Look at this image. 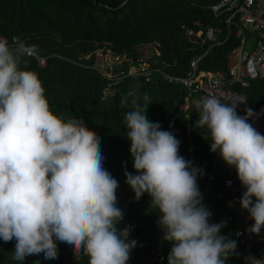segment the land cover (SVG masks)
I'll return each mask as SVG.
<instances>
[{
	"label": "clouds",
	"instance_id": "clouds-1",
	"mask_svg": "<svg viewBox=\"0 0 264 264\" xmlns=\"http://www.w3.org/2000/svg\"><path fill=\"white\" fill-rule=\"evenodd\" d=\"M29 49L0 37V240L15 239L13 259L58 258L56 241L68 244L88 264H127L135 240L118 229V181L103 167L100 140L82 119H64L51 109L38 75L27 69ZM150 97L135 90L122 98L130 110L123 123L130 141L133 175L126 184L138 201L147 194L158 209L157 226L170 244L167 264H227L235 240L220 234L226 222L210 223L197 183L203 170L179 154L180 140L146 115ZM239 97L208 96L197 104L196 125L210 133L218 153L246 189L240 205L264 229V135L237 113ZM171 127V125H170ZM231 183V181H229ZM251 264H255L252 259Z\"/></svg>",
	"mask_w": 264,
	"mask_h": 264
},
{
	"label": "trees",
	"instance_id": "trees-1",
	"mask_svg": "<svg viewBox=\"0 0 264 264\" xmlns=\"http://www.w3.org/2000/svg\"><path fill=\"white\" fill-rule=\"evenodd\" d=\"M215 1L0 0V34L10 45L21 42L45 57L44 64L32 55L26 59L27 69L38 75L45 88L50 109L64 119H82L100 140L103 167L119 184L117 206L124 216L117 228L130 227L128 240L135 238L137 242L127 264H136L157 250L164 253L163 264H167L170 251V244L163 240L157 226L158 209L149 204L147 194L137 201L126 184L125 171L137 174L123 123L130 105L121 104L129 91L150 97L146 113L149 120L159 122L162 130L172 132L181 142L179 154L193 167L203 170L197 183L202 203L212 213L210 223H220L232 213L225 203L231 197L230 188L224 184L231 169H220L225 163L218 153L210 151V133L195 123L199 119V102L192 99L196 93L154 71L148 79L125 77L111 94L104 96L102 89L108 79L94 66L95 52L110 47L116 55H121L120 65L114 64L115 72L145 63L180 75L186 73L195 58H198L197 72L226 69L227 55L240 44V36L236 34L237 24L225 21L229 11L213 13L210 5ZM208 26L217 28L214 40L205 38ZM198 30H201L200 36L193 39ZM252 35L246 30L247 37L254 39ZM155 42L159 43L156 49L142 54L141 45ZM231 86L245 95L247 108L254 110L264 100V76L250 78L245 86L239 82ZM237 227L238 222L233 220L220 232L237 243L227 264H245L236 257L240 247L234 237ZM260 235L255 251L264 260V229ZM15 243L0 240V264H88L87 257L73 253L68 244L59 241H56L57 259H45L41 253L16 261L13 259Z\"/></svg>",
	"mask_w": 264,
	"mask_h": 264
},
{
	"label": "built area",
	"instance_id": "built-area-1",
	"mask_svg": "<svg viewBox=\"0 0 264 264\" xmlns=\"http://www.w3.org/2000/svg\"><path fill=\"white\" fill-rule=\"evenodd\" d=\"M210 8L215 15L223 11H229L225 21L227 23L234 22L238 27L236 34L240 36V44L228 53L226 69L197 72L196 60L198 58H195L191 61L190 68L186 73L180 75L169 74L159 67H149L145 63H141L139 67H131L127 71L115 72L114 64L117 63V56L119 55H116L110 47H105L104 49H98L101 57L99 64L96 61L98 54H96L94 62V66L108 79L102 89V94L104 96L111 94L114 86L125 77L137 79L140 76H144L148 79L156 71L161 73L166 80L178 82L188 88L190 92L196 93L200 101L213 95L221 99L222 102L231 101L236 97L245 100V95L234 90L231 85L234 82H239L241 86H245L250 78L264 76V0H216L210 5ZM245 30L251 31L254 35L253 46L250 50L244 44L246 40ZM216 31L217 28L215 26H208L205 30V38L214 40ZM200 32L201 30H198L194 34L199 37ZM0 37L4 36L0 34ZM200 40L203 42L204 38L201 37ZM12 44L23 43L13 42ZM143 45H145V48L141 45L140 51L142 50V54L146 55L156 49L159 43ZM27 48L29 49V55L36 57L41 64H44V56L31 47ZM246 108V103L239 104L237 113L241 116L245 115ZM253 112L254 116L249 119V123L261 135H264L261 127V123L264 120V100L258 104ZM230 169L231 173L225 176L224 184L230 188L231 197L227 198L225 203L232 209V213L227 214L223 221L226 224H230L233 220L238 222V227L234 232V237L240 244L239 249L236 251V257L240 258L245 264H251L252 259H255V264H264V260L255 251V245L261 239V235H254L248 231L252 225V220L249 219L248 212L243 210L240 205V198L246 189L239 182L235 168L230 167ZM211 223L217 222L212 221ZM132 240L136 241L135 238ZM164 261V253L157 250L136 264H163Z\"/></svg>",
	"mask_w": 264,
	"mask_h": 264
},
{
	"label": "rangeland",
	"instance_id": "rangeland-1",
	"mask_svg": "<svg viewBox=\"0 0 264 264\" xmlns=\"http://www.w3.org/2000/svg\"><path fill=\"white\" fill-rule=\"evenodd\" d=\"M253 36V35H252ZM192 38L194 39H197V35H195V34H193L192 35ZM248 40L249 39H251L249 36H248V38H247ZM253 39V38H252ZM142 46H144V48H145V45H142ZM140 48V47H139ZM142 51V50H141ZM143 52V51H142ZM96 54H98L97 56V59H96V61L98 62L97 64H99V62H100V59H101V57H100V50H98V51H96L95 52ZM122 56L121 55H119V56H117V62H119V65H120V63H121V60H122V58H121ZM101 64V63H100ZM193 100H194V102H200V100H199V98L198 97H196V96H194L193 98H192ZM190 100V99H189ZM184 106H188L187 105V103H185L184 104ZM261 127H262V130L264 131V120L262 121V123H261ZM221 170H224V169H230V167L228 166V165H226V164H223V166L220 168ZM122 197L123 198H126V195H122Z\"/></svg>",
	"mask_w": 264,
	"mask_h": 264
},
{
	"label": "crops",
	"instance_id": "crops-1",
	"mask_svg": "<svg viewBox=\"0 0 264 264\" xmlns=\"http://www.w3.org/2000/svg\"><path fill=\"white\" fill-rule=\"evenodd\" d=\"M248 31H249V30H248ZM250 32H251V31H250ZM245 35H246V30H245ZM245 38H246V40H245V43H244V44H245V46L247 47V49L250 50V49L252 48V46H253V41H254V40H252V39H249V40H248V39H247V38H248L247 36H246ZM196 97H198V96L196 95ZM198 98H199V97H198ZM193 101H194V100H193ZM187 105H188V103H187ZM209 220H210V219H209ZM209 222H210V221H209Z\"/></svg>",
	"mask_w": 264,
	"mask_h": 264
}]
</instances>
